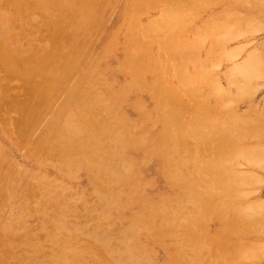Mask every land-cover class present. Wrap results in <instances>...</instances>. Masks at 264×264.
<instances>
[{
	"label": "bare ground",
	"instance_id": "6f19581e",
	"mask_svg": "<svg viewBox=\"0 0 264 264\" xmlns=\"http://www.w3.org/2000/svg\"><path fill=\"white\" fill-rule=\"evenodd\" d=\"M261 10L0 0V264L264 260V198H222L264 184V39L231 44Z\"/></svg>",
	"mask_w": 264,
	"mask_h": 264
},
{
	"label": "rangeland",
	"instance_id": "374dc122",
	"mask_svg": "<svg viewBox=\"0 0 264 264\" xmlns=\"http://www.w3.org/2000/svg\"><path fill=\"white\" fill-rule=\"evenodd\" d=\"M114 8H111L110 9V11L109 12H111L110 14H109V16H108V18H109V22L111 23V24H113V23H115L116 22V15H117V12H116V10H114ZM115 19V20H114ZM256 21L258 22V20H260V22L261 23H263L264 24V11H259V13L256 15ZM252 38V39H251ZM263 39H264V31L263 30H256V33H255V31H253V33H244V34H242V35H240V36H238L236 39H234V40H231V44H233V43H235V42H237V41H240V42H242L243 44L244 43H249L250 42V44H247V47L246 48H248V47H251V46H253V45H257L259 42H261V41H263ZM253 41V42H252ZM252 42V43H251ZM252 100H253V102L255 103V104H258L259 106H260V102H263L264 101V86L262 87V88H260V89H258V90H256L255 91V93H254V95L252 96ZM258 114H259V112H258ZM257 114V115H258ZM259 117H263V116H261V114L259 115ZM261 140H263L264 141V139H261ZM21 151V152H20ZM6 152H7V156H8V159H9V161L10 162H15V161H18L19 159H20V157L24 154V151L23 150H18V148H15V147H13V146H8L7 147V150H6ZM20 153H21V155H20ZM237 159V158H236ZM234 160H235V158H234ZM233 160V161H234ZM239 160V161H238ZM238 160H237V162H239V164L240 165H238V166H236V165H234L235 167H237V169L236 170H240V169H244V168H248V166L246 165L245 166V161L244 160H242L241 158H238ZM229 161V162H228ZM227 162H226V164L225 165H230L231 163H233V161L231 162V160H228ZM236 161V160H235ZM244 161V162H243ZM235 164H238V163H235ZM232 165V164H231ZM243 165V166H242ZM142 169H143V171H144V173H146V174H150L151 172H152V170H153V162L152 161H150V160H145L144 161V163H143V165H142ZM237 178V179H236ZM236 178H235V176L233 175L232 176V182L233 183H236V181H241V179L240 180H238V176L236 175ZM235 179V180H234ZM79 182L81 183V185H84L85 184V181L84 180H79ZM231 182V183H232ZM241 182H244L243 184H245V185H241L240 186V183H237V185L236 184H234V188L232 189V190H230L229 192H227L226 191V193L222 196V198L223 199H226V198H228L229 197V200L230 201H232L234 204H236V206H240L241 205V207H243V204H244V206H246L247 205V203L250 205V201H252L253 199H259L260 197L261 198H264V184L263 183H258V186H260V187H258L257 186V188L256 189H254V185L252 186V184L250 185V182L248 181H246L245 182V180L243 179ZM232 183V184H233ZM247 184V185H246ZM239 185V186H238ZM237 189V190H236ZM241 190L242 192L244 191V190H246V191H244V192H246V193H244V194H242L241 192H237L238 190ZM239 190V191H240ZM250 190H252V191H250ZM257 190V191H256ZM233 191V192H232ZM236 191V192H235ZM248 191V192H247ZM255 191V192H254ZM251 192H252V194H251ZM238 193V194H237ZM248 193V194H247ZM247 194V195H246ZM249 195V196H248ZM226 196V197H225ZM225 197V198H224ZM235 197V198H234ZM246 204V205H245ZM225 209H226V207H224ZM230 208L231 207H228L226 210H224V211H222V210H219V209H216V211L213 213L214 215H215V217H217V215L219 214V213H223L224 214V216L226 217V216H228L229 214V212H231V210H230ZM245 213H249V212H245ZM227 219V218H226ZM240 226H242V225H240ZM237 227H239V226H237ZM235 235V237H237V238H239V237H243V235H239V234H234ZM257 264H264V260H262V261H260V262H258Z\"/></svg>",
	"mask_w": 264,
	"mask_h": 264
}]
</instances>
